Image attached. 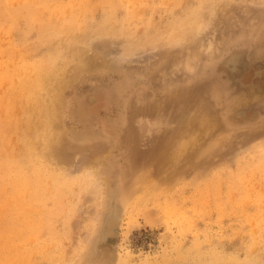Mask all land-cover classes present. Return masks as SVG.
Masks as SVG:
<instances>
[{"label":"rangeland","instance_id":"obj_1","mask_svg":"<svg viewBox=\"0 0 264 264\" xmlns=\"http://www.w3.org/2000/svg\"><path fill=\"white\" fill-rule=\"evenodd\" d=\"M26 1L8 4L19 11ZM54 5L41 6L38 16L26 10L14 22L0 17L3 255L10 243L6 197L12 194L6 164L11 157L28 161L24 144L38 141L31 161H42V170L30 164L23 173L33 182L38 172L46 173L41 176L51 198L44 218L56 213V223L49 217L37 220L33 246L54 234L51 246L61 247L68 263L81 258L87 264L90 246L84 240L94 234L96 217L111 193L110 188L106 193L107 182L131 172L145 202L122 233V213L113 231L106 232L107 211L102 209L106 215L97 246L104 257L121 251L130 264L171 258L172 264H192L216 253L225 264L245 259L264 264V0H57ZM196 13L201 25L192 35L181 32L182 23ZM232 58L240 64L235 74L227 66ZM38 63L46 65V87L40 93L31 84ZM81 67L86 72L80 73ZM57 83L67 87L58 112L51 114L56 106L50 90ZM186 98L197 101L192 110L184 107ZM183 112L193 118L200 114L206 123L216 119L211 128L216 133L210 132L203 146L213 153L203 160L213 162L201 160L192 168L193 160L174 162L176 172L172 164L159 170L160 177L154 174L157 166L153 170L146 161L155 175L148 188L143 180L148 165L141 156L154 145L160 128H177ZM47 152L61 159L52 163ZM204 162L210 165L205 168ZM165 175L170 183L162 180ZM160 181L165 184L156 188ZM51 186H56L52 192ZM96 188V197L88 199ZM34 262L50 264L38 257Z\"/></svg>","mask_w":264,"mask_h":264},{"label":"bare ground","instance_id":"obj_2","mask_svg":"<svg viewBox=\"0 0 264 264\" xmlns=\"http://www.w3.org/2000/svg\"><path fill=\"white\" fill-rule=\"evenodd\" d=\"M56 2H57V0H27L26 1V4H27L26 7L22 10L17 11V10H13L11 8V6L8 4V0H0V17L1 18L5 17L6 19L10 18L14 22V21L18 20L19 18H21L22 12H27L26 10L32 11L31 13H28V15L30 17L42 15L41 6L43 8H48V6L54 5ZM3 6H4V8H2ZM5 6H6V8H5ZM43 13L45 14L46 12L44 11ZM197 16L198 15L196 13L195 15L191 16L187 20V22L182 23L184 25V27H182L181 32L185 31V32H187V34L192 35L193 30H195L197 27H199L201 25V22L198 21ZM191 22H193V23H191ZM54 23L57 24V22H55V21H54ZM31 26L37 28L39 26V24L32 22ZM55 26L56 25L52 24L53 28ZM47 59H50V56L47 57ZM38 64L39 65L38 66L36 65V68H35L37 71L34 72L33 74H31V76H32L31 77V79H32L31 84L33 87L36 86L35 88H37L38 93H40L46 87L45 81H44L46 75L43 73V71L46 70V65L41 64V63H38ZM238 64L239 63H238V60L236 58H232L230 61L227 62V66L233 74H235L237 72L238 67L240 66V64H239V66H238ZM29 68H30V66H29ZM78 70H80V73H84V72H86L87 69H86V67H81ZM14 79H15V77H14ZM17 83L19 84V82H17ZM66 87H67L66 83H59V84L57 83L54 85L53 88H51V90H50L51 98L54 102V105L56 106V109L54 107V109L51 111V114H55L56 112H58V108H60V103H61V100L63 97V90ZM191 100H193V99H191ZM188 101H189V99L186 98L183 102V105L186 104L184 107L187 106L186 107L187 109L190 108L192 110L193 105L194 104L196 105L197 101H196V103H195V101H193V103L188 102ZM168 108H170V107H168ZM176 109H178V108H176ZM180 109H182V108H180ZM82 111H83V109H82ZM160 111H161V109H160ZM183 111H185V110H183ZM3 112H4V110H3ZM168 112H170V111H168ZM174 112H175V110H174ZM79 113H81V112H79ZM175 115H176V113H175ZM199 115L196 116L195 118H193L194 116L187 114V112H183L182 117L180 119L181 123H177L178 125H176L177 128L175 127L176 128L175 131H174L175 128H173V131H170L168 129V130H165L163 132H160V130H162L160 128V130H158L160 134L157 132L159 135L156 134L157 136L154 137L155 139L154 140L152 139V141H153L152 143H154V141H155L154 145L152 147L150 146V149L147 148L149 150L147 152L145 150L144 152H146V153H144V152H143L144 154L141 153V154H143L141 156V158H143L142 160L144 163L146 161L147 162L149 161L150 164H152L154 166V167L152 166L153 170L157 166V169L155 168L156 170L154 172L155 175L159 174L160 171H161V173H163L167 169V167H169V166H170L169 168H171V166L174 162L179 163L180 161L184 162L187 160H193V162H195V163H191L188 166L190 167L191 165H193V167H194L195 165H198L197 162H200V164H203V163H201L202 162L201 160H203L206 157H209V155H210L209 152H211V151H209V152L206 151V149L203 148V146H205L204 144H206L205 143L206 140L209 138V136H211L210 132L216 133L215 132L216 129L215 130L211 129L212 127H215V125H217L215 122L216 119L215 120L214 119L209 120L206 123L205 121L207 119H202V117H199ZM238 116L245 117L246 113L245 112H243V113L239 112ZM167 117H170V115H168ZM189 118H193L191 120L194 123L191 122V120ZM188 119H189V122H188ZM188 123H190L191 125ZM134 124L135 123H133V126H134ZM133 128L135 129V127H133ZM163 130H164V127H163ZM47 138L48 137L45 135V139H47ZM131 138H132V143H133V137H131ZM37 144H38V141H36L35 144H27V145L24 144L23 150L27 155L28 161L23 160L24 162H22L23 158L21 159V161H19V159H17L16 157H11V160H9V163L6 164V166H8V170H9L8 186L11 187V189H12V194L10 196L7 195V197H6L7 206H9V213L7 215V223H8L7 224V235H8L10 243H9V246L7 249V253L4 256L3 255L4 253H3L2 248H1V242H2V239L4 237H3V235H0V263L2 260L6 264H35L36 262H34V259L36 257H38V258L42 259L43 261L47 260L50 264H70V263H68L69 259L67 258L66 253L65 252L62 253L63 251L60 252L61 247H59V246L57 247L54 245L51 246V244H53V239L55 238L54 234H51V239L48 242H45L44 244H42V246H40V245L33 246L32 245V238L34 236H36V234L38 233L37 231L32 229L33 227L37 226V220L40 222H43V221H46L49 217L50 220H53L54 223H56L55 222L56 213L51 212L49 214V216H47V218H44V215L46 214L45 208H46L47 201L51 198V195L49 193L50 189H49L48 184L43 183L42 176H46V173L45 172H38V175L35 179V182H33L29 178L28 174L26 175L25 173H23V167L28 169L31 165L33 167H35V164H36V170L37 171L42 170L40 167V163L42 161L39 160V161H36V163L31 161L33 151H34V149H37V147H38ZM211 144H209V145H211ZM210 149H212V148H210ZM212 151L214 152L213 149H212ZM137 153H139V152H137ZM137 153L135 154L134 157L137 156ZM211 154L213 155L212 152H211ZM14 155H16L15 151H14ZM46 158L52 163H56L58 160L61 159V157H59L57 159V155L54 153H50V152H47ZM151 159H152V161H150ZM205 160H207V159H205ZM205 160H203V161H205ZM208 160H209V158H208ZM149 162H148V164H149ZM181 162L179 164H181ZM206 162H204V166H205ZM212 162H213V159L209 163L212 164ZM178 163H176V165H178ZM184 163H182V164H184ZM145 164L148 165L147 163H145ZM210 164H208V165H210ZM149 165L147 166L148 168H149ZM173 165H174V168H172V172L175 168H178V167H175L176 166L175 164H173ZM208 165H206V166H208ZM179 166H180L179 168H181V165H179ZM204 166H203V169H204ZM206 166H205V168H206ZM189 167L186 166L185 171H187V168H189ZM199 167H197V168H199ZM148 168H145V169H148ZM190 168H192V167H190ZM145 169H144L145 175L143 177V180L147 186H148V184L150 185V186H148V188H149V187H151L152 184L154 185V183L152 181L153 178L151 177L154 174L152 175V173H151V171H152L151 167L149 168L150 170L148 169L146 172H145ZM199 169H201V168H199ZM196 170H198V169H196ZM148 171L150 172L151 175L149 174ZM174 172H176V171L174 170ZM179 172H182V170H180ZM166 173H168V172L166 171ZM169 173L166 175H169ZM182 173H184V172H182ZM166 175L162 177V180L165 179L164 177H166ZM176 175L177 174H174L173 176L172 175L171 176L174 178V176H176ZM86 176H88L87 173H85V175H83L81 178H86ZM149 176L151 177V179ZM178 176H182V175L179 174ZM160 177H161V175H160ZM169 178H171V177H169ZM159 179H161V178H159ZM159 179L157 178V180H159ZM112 180H115L113 182L115 184L113 188L109 187V182ZM133 180L134 179L132 178L131 172L124 173V174H117L113 179L108 180L109 182H107L106 193L109 194V188H110L111 193H110V195L107 194L108 200H106L104 198V202L102 205V209L104 207H106V211H107L106 214L107 215L104 213L106 215V217H104V214L102 213V209H101V211L98 214V217H96V219L97 218L98 219H97V227L95 229L94 234H92L90 237L87 235L85 236V239H86V237L88 239L84 240V242L86 241V244L88 246H90V254H89L87 261H86L87 264H130V261L128 260V256H125L123 253H121V251L118 253L114 251L112 254H109L107 257L106 256L104 257L101 250L98 248L97 244L100 243L99 242L100 236H99L98 232L100 231V227L102 229V226H100V224L104 223V221L102 219L103 217L106 219L105 227L103 229L104 230L107 229L106 232H110L111 230L113 231L114 227H116V225L118 223L119 214L122 213V216H121L122 218H121V220H119V221H121L119 224L120 227L118 229L120 231L119 233H122L121 230H122V228L125 227L126 221L127 220L129 222L131 221L130 218L132 219V217L134 216V213L136 212L138 206L140 204H142V201L145 198V196L140 195L139 187L133 184V182H134ZM166 180H164V182L166 181V183H170V181H171V179L168 180L167 178H166ZM149 181H152V183ZM147 182H148V184H147ZM164 184H161V181H160L159 185H156V188H157V186L160 187L161 185H164ZM98 187H100V185ZM54 188H56V186H51V192ZM97 191H98V188L93 190L91 193V196L88 199L95 198L96 197L95 193ZM105 196H106V194H105ZM109 197H110V199H109ZM143 202H145V201H143ZM106 203L108 205H106ZM144 207H145V205H144ZM150 210L153 211L152 209H150ZM90 211H92L91 208H90ZM104 211L105 210H103V212ZM87 214H89V213H87ZM92 214L90 213V215H92ZM151 214H152V212H151ZM153 218H154V216H153ZM100 221H103V222L100 223ZM128 229H129V227H128ZM102 237H104V236H102ZM252 247L255 248V245H252ZM63 254H65V255H63ZM198 254L199 253L196 254V252H195L196 257ZM200 254H201V256L203 255L201 252H200ZM181 255L178 254L179 257ZM192 256H193V258H195L194 254ZM211 256H212L211 260H208L207 262H206V260L202 259V260L194 261L195 263H192L193 262L192 261L191 263L192 264H225L223 262L222 258L220 259L218 254L212 253ZM199 257H197V258L200 259ZM170 258H171V256H170ZM181 258H182V256H181ZM181 258H180V260L184 259V258H182V259ZM189 258H191V257H189ZM172 259L173 258H171L169 261L167 259H165V260H167L169 263H171ZM82 260L83 259H81V258L77 259L76 261L74 260L75 262L72 260L73 261L72 264H81ZM191 260H193V259L191 258ZM161 261H163V260H161ZM167 261L166 262L163 261V262L165 264H167L168 263ZM177 261L179 262L178 259H177ZM184 261H185V259H184ZM186 261H187V259H186ZM163 262H161V264H164ZM180 262H182V261H180ZM189 262H186V264L187 263L189 264ZM156 264H160V263H156ZM180 264H182V263H180ZM184 264H185V262H184ZM233 264H254V261H252L250 259H245L242 263H239L236 261Z\"/></svg>","mask_w":264,"mask_h":264}]
</instances>
